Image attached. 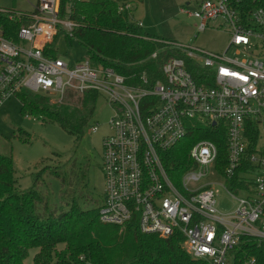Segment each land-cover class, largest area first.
<instances>
[{
    "label": "built area",
    "instance_id": "2783aa9c",
    "mask_svg": "<svg viewBox=\"0 0 264 264\" xmlns=\"http://www.w3.org/2000/svg\"><path fill=\"white\" fill-rule=\"evenodd\" d=\"M58 7L59 0H38L30 11L0 8L16 18L8 36L0 29V103L21 89L57 101L68 90L105 97L114 114L101 142L99 221L135 220L142 233L181 236L186 252L208 264H231L241 236L264 246V0H200L194 11L182 9L198 31L225 23L227 45L214 52L145 37L164 45L150 58L168 52L153 81L48 54V46L57 53L55 37L72 38L76 26ZM198 132L214 139L194 138L187 159L176 163L180 170L169 173L165 152ZM209 172L223 183H200ZM216 185L236 199L233 210L217 208Z\"/></svg>",
    "mask_w": 264,
    "mask_h": 264
},
{
    "label": "trees",
    "instance_id": "16d2710c",
    "mask_svg": "<svg viewBox=\"0 0 264 264\" xmlns=\"http://www.w3.org/2000/svg\"><path fill=\"white\" fill-rule=\"evenodd\" d=\"M131 1L59 0V17L76 23L70 39L85 48L92 63L112 66L136 79L144 73L153 81L161 78V64L168 52L161 50L156 59L150 58L155 49L164 45L145 37L166 38L144 32L130 18L124 6ZM15 19L0 11L3 35L13 31ZM46 52L57 56L50 46ZM98 97L95 91L68 90L57 101L25 89L17 92L21 114L56 122L76 140L83 136ZM199 137L214 139L207 132H198L165 152L164 164L169 173L179 169L176 163L187 159L190 145ZM220 157H225L223 147ZM44 168L59 176L56 166ZM80 179L86 181L85 171H81ZM85 187L80 192L74 190L62 199L63 203L54 204L36 184L22 188L12 159L0 154V264H24L31 247L38 248L34 264H208L186 252L181 236L163 238L142 233L135 220L121 225L101 223L98 207L102 196L94 194L88 183ZM230 257L231 264H246L251 259L253 264H264V246L254 238L241 236L230 250Z\"/></svg>",
    "mask_w": 264,
    "mask_h": 264
},
{
    "label": "rangeland",
    "instance_id": "374dc122",
    "mask_svg": "<svg viewBox=\"0 0 264 264\" xmlns=\"http://www.w3.org/2000/svg\"><path fill=\"white\" fill-rule=\"evenodd\" d=\"M37 2L38 0H0V8L25 12L32 10ZM199 2L200 0H132L127 10L130 18L142 22L141 29L144 32L175 40L186 46L222 51L229 39L227 25L211 21L207 28L198 31L197 19L182 11H194ZM52 46L57 50L58 56L69 65L87 58L85 48L75 39L64 38L62 33L55 37ZM20 107V100L15 96L0 103V154L12 159L18 184L22 188L36 184L54 204L63 203L62 199L68 198L74 190L82 191L87 183L94 194L102 196L104 181L101 142L109 133V119L114 114V109L106 102L105 97L101 95L96 100L92 117L79 140L56 122L42 120L29 113L21 114ZM92 125H97L94 132L90 131ZM46 165L56 166L59 176L42 169ZM81 171L86 172V181L82 182L80 179ZM36 173L38 176L35 180ZM210 182L223 183V179L209 172L200 181ZM215 189L218 191L217 208L223 212L233 210L236 199L220 185H216ZM37 250L36 247L28 249L24 264H34L33 257Z\"/></svg>",
    "mask_w": 264,
    "mask_h": 264
},
{
    "label": "crops",
    "instance_id": "0c3cea01",
    "mask_svg": "<svg viewBox=\"0 0 264 264\" xmlns=\"http://www.w3.org/2000/svg\"><path fill=\"white\" fill-rule=\"evenodd\" d=\"M129 4V3H128Z\"/></svg>",
    "mask_w": 264,
    "mask_h": 264
}]
</instances>
